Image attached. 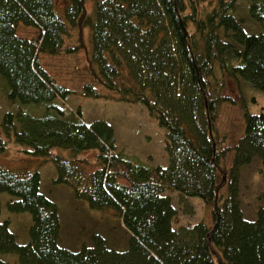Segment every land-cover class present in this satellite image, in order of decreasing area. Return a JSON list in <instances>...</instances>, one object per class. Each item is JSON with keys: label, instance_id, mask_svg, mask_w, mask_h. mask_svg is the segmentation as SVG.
I'll return each instance as SVG.
<instances>
[{"label": "trees", "instance_id": "1", "mask_svg": "<svg viewBox=\"0 0 264 264\" xmlns=\"http://www.w3.org/2000/svg\"><path fill=\"white\" fill-rule=\"evenodd\" d=\"M63 9L54 0H0V76L8 98L23 105L0 114V152L13 137L26 153L52 160L53 184L68 185L90 208L111 209L126 244L110 245L99 232L76 248L60 244L58 206L40 189L39 169L0 161L8 209L31 214L29 238L19 242L0 204V264L7 252L17 264H264V205L246 217L239 199L240 167L257 157L264 170V109L243 104L242 132L229 145L218 125L222 104L237 103L229 82L264 92V0H94L90 12L85 0H67ZM81 24L90 27L96 67L83 93L99 96L101 84L119 100L143 103L166 129L167 164L125 152L110 121L86 122L80 108L57 102L72 90L40 57L60 54L69 25ZM87 150L95 151L88 170L76 156ZM166 190L200 196L212 222L173 227L177 209Z\"/></svg>", "mask_w": 264, "mask_h": 264}, {"label": "rangeland", "instance_id": "2", "mask_svg": "<svg viewBox=\"0 0 264 264\" xmlns=\"http://www.w3.org/2000/svg\"><path fill=\"white\" fill-rule=\"evenodd\" d=\"M59 13L63 15V7L67 0H54ZM94 0H85L87 12L92 9ZM236 11L245 14V6L236 4ZM20 34H34V29L19 27ZM65 48L60 54L40 57L42 64L56 76L59 83L69 87L72 91L64 100H57L67 111L80 108L86 122L95 118H104L114 127L115 139L118 148L137 157L148 164H162L168 162L166 151V129L157 119L151 116L147 107L141 102H127L119 100L103 85L97 84L99 96L83 93V84L92 80V69L95 67L91 61L90 27L81 24L76 27L69 25L68 33L64 35ZM96 68V67H95ZM226 92L237 101L236 104L224 102L219 111L218 125L220 132L225 130L226 144H231L243 129V104L246 103L249 111L264 109V92L247 85L229 82ZM26 104V105H25ZM23 105L17 100L8 98L6 82L0 76V114L6 110L18 111ZM26 109L35 113L40 112L34 103H24ZM0 136L6 139L3 131ZM2 137V138H3ZM6 148L0 152V161L11 167L27 166L38 168L40 171V189L55 200L61 220L59 243L69 248H76L82 240H88L92 232H99L107 238L110 245L124 246L128 235L122 221L116 217L111 209L90 208L86 201L73 196L71 188L66 184H53L55 175L54 162L48 158L32 156L16 145L13 137H8ZM66 157H71L70 150L55 147ZM232 151L226 155L228 165L231 161ZM81 165L86 169L92 168L95 151L87 150L79 153ZM257 157L250 163L240 167L239 171V199L243 214L253 217L258 205H264V170ZM172 198L177 209L173 220V227L193 223L198 220L212 222L211 209L198 195L180 196L176 190H166ZM13 196L6 191H0L1 217L10 219V228L16 233L17 241L28 240V228L31 223V214L28 211H11L6 202ZM1 256L8 264H17L18 256L13 252L2 253Z\"/></svg>", "mask_w": 264, "mask_h": 264}]
</instances>
